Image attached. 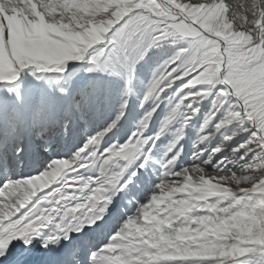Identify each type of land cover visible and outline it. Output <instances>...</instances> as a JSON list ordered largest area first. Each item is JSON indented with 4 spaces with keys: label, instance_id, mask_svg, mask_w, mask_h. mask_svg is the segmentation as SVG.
<instances>
[{
    "label": "snow or ice",
    "instance_id": "1",
    "mask_svg": "<svg viewBox=\"0 0 264 264\" xmlns=\"http://www.w3.org/2000/svg\"><path fill=\"white\" fill-rule=\"evenodd\" d=\"M0 264H264V0H0Z\"/></svg>",
    "mask_w": 264,
    "mask_h": 264
}]
</instances>
